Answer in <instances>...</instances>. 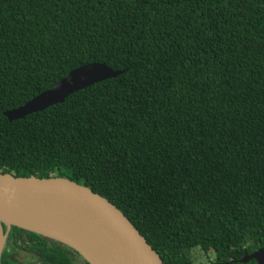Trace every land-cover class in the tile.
I'll list each match as a JSON object with an SVG mask.
<instances>
[{
	"label": "trees",
	"instance_id": "1",
	"mask_svg": "<svg viewBox=\"0 0 264 264\" xmlns=\"http://www.w3.org/2000/svg\"><path fill=\"white\" fill-rule=\"evenodd\" d=\"M92 63L122 74L4 116ZM0 173L87 187L165 264H256L264 0H0Z\"/></svg>",
	"mask_w": 264,
	"mask_h": 264
},
{
	"label": "water",
	"instance_id": "2",
	"mask_svg": "<svg viewBox=\"0 0 264 264\" xmlns=\"http://www.w3.org/2000/svg\"><path fill=\"white\" fill-rule=\"evenodd\" d=\"M120 74L104 64L79 67L4 116L10 122L21 120ZM13 227L64 244L89 264H165L118 208L87 187L62 177L24 178L0 173V264L6 242L4 229ZM251 260L264 264V248L238 262Z\"/></svg>",
	"mask_w": 264,
	"mask_h": 264
},
{
	"label": "flooded vegetation",
	"instance_id": "3",
	"mask_svg": "<svg viewBox=\"0 0 264 264\" xmlns=\"http://www.w3.org/2000/svg\"><path fill=\"white\" fill-rule=\"evenodd\" d=\"M4 232V264H89L76 251L59 242L43 241L28 234H23L19 242L12 228L4 229Z\"/></svg>",
	"mask_w": 264,
	"mask_h": 264
},
{
	"label": "rangeland",
	"instance_id": "4",
	"mask_svg": "<svg viewBox=\"0 0 264 264\" xmlns=\"http://www.w3.org/2000/svg\"><path fill=\"white\" fill-rule=\"evenodd\" d=\"M193 255L195 256V258L197 260L196 264H209L213 260V255L212 254H208L209 258L207 260L206 255L203 252L199 251V250H195L193 252Z\"/></svg>",
	"mask_w": 264,
	"mask_h": 264
}]
</instances>
